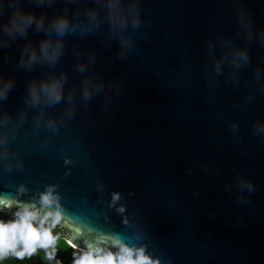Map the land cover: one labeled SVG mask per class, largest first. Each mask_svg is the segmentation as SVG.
I'll use <instances>...</instances> for the list:
<instances>
[{"label": "water", "instance_id": "95a60500", "mask_svg": "<svg viewBox=\"0 0 264 264\" xmlns=\"http://www.w3.org/2000/svg\"><path fill=\"white\" fill-rule=\"evenodd\" d=\"M120 8L125 27L109 23L108 0H0V211H59L64 243L82 253L264 264V0ZM17 10L35 20L9 36ZM58 16L75 30L58 36ZM46 40L61 45L54 63ZM60 77L58 102H32L33 83Z\"/></svg>", "mask_w": 264, "mask_h": 264}, {"label": "clouds", "instance_id": "9594fccd", "mask_svg": "<svg viewBox=\"0 0 264 264\" xmlns=\"http://www.w3.org/2000/svg\"><path fill=\"white\" fill-rule=\"evenodd\" d=\"M121 0H108V20L113 26L125 27L128 23L127 15L120 8ZM91 21L96 20V13H90ZM35 17L31 13H24L19 10L13 13L9 22L5 26V32L9 36L26 34L28 28L33 24ZM36 22L37 30L44 26L43 19ZM132 23L139 24L138 16L133 13ZM52 28L58 36H63L70 28L75 30L76 26L69 24L65 16H58L52 23ZM122 43L127 45V38H122ZM61 51V45H52L51 41H43L40 46L41 56L49 63H54ZM37 59V53L32 51L28 63L31 64ZM233 59L247 63L249 56L246 50L235 49L233 51ZM220 65L217 64V70ZM83 70V69H81ZM63 77L45 81L40 85L33 83L31 87V99L33 103H38L41 92L50 102H58L62 98V82ZM9 84L4 86L2 90L6 93ZM2 94V93H0ZM91 94L90 89L86 86L84 95L87 97ZM251 191V184L247 185ZM114 199H119V194H114ZM55 202L52 195V190L41 196V205L43 209H48ZM0 205L7 206V202L0 201ZM16 219L9 222L0 220V261H3L9 256H14L17 259H24L26 256L31 257L38 249L54 248L58 237L52 234V228L60 223L62 216L59 211H42L36 210L33 206H25L22 210L15 213ZM50 221L51 226L45 227V224ZM70 246L71 241L68 242ZM120 248L118 253L104 252L103 249L89 248V250L80 255L74 264H159L158 261H153L150 257L144 254L143 249H132L124 245H117ZM48 258L53 257L52 252L47 253Z\"/></svg>", "mask_w": 264, "mask_h": 264}, {"label": "flooded vegetation", "instance_id": "af4514ba", "mask_svg": "<svg viewBox=\"0 0 264 264\" xmlns=\"http://www.w3.org/2000/svg\"><path fill=\"white\" fill-rule=\"evenodd\" d=\"M4 217L12 218L15 217V210H4L0 211ZM50 221L45 224V227H50ZM59 228V229H58ZM62 228L57 224L54 228H52V234L58 237L56 244L60 245L62 240L61 237ZM59 249V247H57ZM52 252L53 257L51 259L48 258L47 253ZM76 252V251H75ZM62 252H57L54 248L50 249H38L37 252L31 257H25L24 259H17L14 256H9L5 258L3 261H0V264H74V260H72L69 256H64ZM78 254V252H76Z\"/></svg>", "mask_w": 264, "mask_h": 264}, {"label": "trees", "instance_id": "16d2710c", "mask_svg": "<svg viewBox=\"0 0 264 264\" xmlns=\"http://www.w3.org/2000/svg\"><path fill=\"white\" fill-rule=\"evenodd\" d=\"M12 210H15V213H16L17 211H19V210H16V209H12ZM14 219H16V218H15V217H12V218L4 217V215H2L1 212H0V220H2V221H4V222L7 223V222H9V221H11V220H14ZM58 229H59V228H58ZM57 247H59V249H58ZM54 249H55L57 252H62L64 256H69V257H70L72 260H74V261H75L80 255L83 254L82 252H78V251H76V252H78V254H77L75 251L70 250V249L66 246V244L64 243L63 239L61 240L60 245L55 244ZM62 253H60V254H62Z\"/></svg>", "mask_w": 264, "mask_h": 264}]
</instances>
